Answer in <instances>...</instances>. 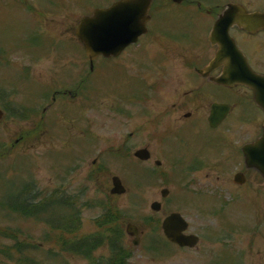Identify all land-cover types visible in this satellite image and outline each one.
I'll return each mask as SVG.
<instances>
[{"label": "rangeland", "instance_id": "rangeland-1", "mask_svg": "<svg viewBox=\"0 0 264 264\" xmlns=\"http://www.w3.org/2000/svg\"><path fill=\"white\" fill-rule=\"evenodd\" d=\"M23 1H28L35 10L29 11L28 7L21 2L0 0V50L2 51L0 53V94L9 95V98H0V107L4 108V104L9 99L14 102L13 107L9 106L13 116L7 114V117L0 122V176L3 175V179L0 178L2 180L0 181V201L5 202L1 199L4 190L19 191L27 181L32 179L41 191H53L64 184L78 192L82 187L86 189L84 199H89L92 206L96 205L94 209H86L83 212L82 232L84 234L96 231L94 219L102 213L100 206L112 205L124 216L122 219L124 229L129 222H133L143 232L139 247H134L133 239L126 237V244L133 248L131 264L195 263L194 259L187 257L186 251L175 247L167 251L170 256L168 255L166 259L155 256L156 251H147L149 244L157 236L161 238V234L146 233L148 229L157 228L158 224L154 223L152 226L145 227L143 218L153 214L151 204L154 201H160L163 203V211L155 218H159L161 222L167 214L180 211L190 222L189 231L202 237L207 223L206 218L210 217L204 215L206 213L203 209L205 197H194L188 185L195 180L193 177H203L209 172L207 169L189 165L188 162L192 158L189 156L187 159V152L184 153L183 150L187 149L190 155L199 152L209 153L207 160L194 159L193 161L206 167L211 166L214 159L216 162L222 161L224 165H227L231 159L233 146L229 142L227 145H222L214 140L213 131L207 126L206 128L203 126L202 130H197L196 133L193 131L185 133L184 137L180 136L177 140L170 137L167 144L169 148L166 150H158L165 136L155 134L152 130V134L146 133L145 130L140 137L128 139V132L134 130L132 125L138 120L131 119L128 125L116 126L115 123L119 120L109 119L112 103L109 90L112 93H129L135 89V82L128 77L125 67L132 73H137L135 70L138 66L131 61V56L135 54L136 49L134 51L132 49L119 63L97 65V72L91 76L92 74L88 75L90 68L84 49L74 35L78 19L88 12L89 8L86 7L102 0H67L68 4L61 0ZM58 1V9H53L55 6L48 7V12H45L46 5L52 2L57 4ZM241 1L250 3L254 0ZM40 11H44V14ZM140 52L144 53L139 55L141 60L139 64L141 67L147 66L148 71H145V75L149 85L157 78L152 70L160 67L161 56L157 54L155 47H144ZM128 55H130L129 58H127ZM75 60L79 61L78 68L82 69V79H87L81 96L77 101L63 103L62 107L58 104L55 109L58 112L57 116L54 115L51 119L52 126L47 129L50 125L51 111L44 117L41 114L47 103L51 101L52 97L47 96L50 91L52 92L53 87L60 86L63 77L69 75L68 68L74 66ZM93 84L100 98L94 97ZM141 85L144 87L143 83ZM146 95L151 98L144 108L137 109L140 117H145L142 112L146 110L145 113L147 111L150 114L155 113L156 118L161 115L162 124L173 125L176 116L160 113L165 104L155 99V93H152L150 89L146 90ZM95 99L97 104L100 103V108L95 109L96 111L92 109ZM120 99L115 97L114 101L117 100V102H113L125 108L126 105ZM20 107L23 109L22 112H25L21 116L15 111V109L21 110ZM79 107H82L81 114ZM130 108L134 109L132 106ZM62 117L65 119H61ZM77 117H79L78 127L83 133L65 132ZM41 118L45 119L42 121ZM235 122H237L236 118L232 119L230 124ZM252 122L250 119L243 121L242 137L249 132L251 134L253 130H257V134H260V125ZM35 127L39 129L38 132L33 130ZM95 135H98L97 139L94 138ZM126 143L131 151L140 144L149 145L147 147L152 153V159L142 164L133 160L121 147V145L125 147ZM114 152H119V156L116 157ZM157 152L163 158L158 157ZM75 158L78 168L72 164ZM95 159L100 160L98 163L102 161L103 165H106L105 169L98 171V180L91 179ZM157 159L162 161V166L155 165ZM186 159V165L182 167ZM221 170L222 175L227 178L237 171L232 169V172L234 171L232 173L227 169ZM145 171L154 177L153 181L144 177ZM113 174L122 177L128 193L109 200L107 194L112 187ZM212 175L215 173L212 172ZM206 182L196 180L194 188L196 194L206 191ZM163 188L170 190V195L165 200L161 196ZM5 212L7 211L0 207V230L8 229V226L11 229H19L22 233L20 236L22 241L25 239L30 243H42L46 247L53 246L45 242L47 241L45 232L49 229L44 223L31 217L19 216L16 219H8ZM48 237L52 238V235L48 234ZM160 242L162 246H168L163 240ZM12 243L13 241L0 236V248L5 252L3 255L7 257H0V264L13 263L8 259L11 258L14 249L11 247ZM56 243L58 244V238ZM107 253V250L103 249L97 253V256L98 258L107 256ZM16 256L17 254H14V259ZM67 260L69 264H89L84 259L76 257H67Z\"/></svg>", "mask_w": 264, "mask_h": 264}, {"label": "flooded vegetation", "instance_id": "flooded-vegetation-1", "mask_svg": "<svg viewBox=\"0 0 264 264\" xmlns=\"http://www.w3.org/2000/svg\"><path fill=\"white\" fill-rule=\"evenodd\" d=\"M62 1L68 4L67 0ZM118 1L121 0H102L98 3L93 2L86 8L91 9L92 13L97 8L110 7ZM150 1L149 32L140 38L137 46L153 44L157 54L161 56L160 67L154 68V75L157 78L148 85L145 75L147 66L141 67L139 64L141 61L139 55L144 53L140 52L142 47L134 45L128 48L126 52L136 49L131 61L138 66L135 70L137 73H132L125 67L128 77L135 82V89L129 93H112L109 90L112 99L109 115L113 120H119L115 123L116 126L128 125L131 119L138 120L132 125L134 130L129 132V136L141 134L144 130H152L153 133L167 138L160 145L164 147L170 141L168 139L179 130L184 133L201 131L209 120L213 104L231 102L228 103L232 106L230 115L219 128L212 131L218 132L214 134L218 135L214 140L222 145L229 142L233 146L232 159L227 165L220 161L213 167L223 169L231 163L238 167V173L243 172L244 176L237 180L235 176L227 178L221 174L205 177L207 182L203 209L206 211L204 215L210 217L206 218L204 234L200 236L202 245L200 242L195 247L180 248L177 245L176 247L186 251L187 257L196 261L190 264H264V177L255 169L244 168L246 165L241 151L243 137L239 132L230 134L233 129H237L238 120L244 117H251L262 127L264 111L255 103L254 93L249 87L238 85L230 88L218 82L237 60L238 55L232 48L234 45L246 55L251 68L256 73L264 75V19L257 20L256 27L259 30L256 33H249L238 24H234L221 28L219 37L211 40L216 23L230 5H238L240 0ZM51 4V8L55 6L53 9H58L59 1L57 4L54 2ZM247 8L250 11L264 12V0H255ZM222 45L225 46L227 53L212 66ZM228 45L231 48L226 47ZM126 55L127 53L108 61H121ZM75 75L77 78L78 74ZM149 89L155 93V99L165 104L160 113L176 116L173 125L162 124L161 115L156 118L155 113L150 114L148 111L145 113L146 110L142 112L145 117H140L137 109L144 108L147 100L151 98L146 95V90ZM64 94L75 97L79 91L68 89ZM115 97L121 98L120 101H123L126 107L116 105ZM133 111L138 112L132 113ZM230 118L231 120L236 118L237 122L231 125L227 134L222 133L225 130L224 125H227ZM257 133V130H254L252 138L247 142L257 140L262 129L260 134ZM97 163L98 160L95 161V166ZM95 171L98 175L97 167ZM227 195L234 199L235 204V208L230 211L228 209L231 208V203L223 201ZM62 197L72 198L67 192H64ZM165 248L168 251L170 246Z\"/></svg>", "mask_w": 264, "mask_h": 264}, {"label": "water", "instance_id": "water-1", "mask_svg": "<svg viewBox=\"0 0 264 264\" xmlns=\"http://www.w3.org/2000/svg\"><path fill=\"white\" fill-rule=\"evenodd\" d=\"M149 4V0H127L110 10H97L94 16L84 18L77 34L86 47L90 61H94L98 55L102 54L105 57L118 56L127 46L137 42L138 38L147 32ZM259 19H264V14L248 13L242 5L231 6L226 16H223L215 26L213 37L214 34L219 37L221 28L231 26L234 23H238L248 32L256 33L258 31L256 22ZM228 48L231 47L228 45ZM236 52L238 54V71L230 72L231 75L229 74L230 77L227 81H241L249 84L256 90L258 104L264 108V87L256 86V83H264V77L251 76L244 55L240 51L236 50ZM220 56L218 54L217 59ZM241 65H243V68H241ZM227 111L226 106H214L210 118L212 125L217 126L224 115L227 114ZM3 116L4 113L0 110V120ZM244 152L246 159L259 168L264 175V135L257 144L245 146ZM136 155L142 159H148L150 156L147 150H140ZM114 185V193L122 194L126 192L119 178H114ZM163 194L166 196L168 190H164ZM161 207L158 202L152 205V208L156 211L161 210ZM163 229L172 242L181 246H195L199 241L196 236L184 235V231L188 229V222L181 214L174 213L167 217L163 223ZM127 230L130 235L136 237L134 243L138 245L140 241L138 228L133 224H129Z\"/></svg>", "mask_w": 264, "mask_h": 264}, {"label": "trees", "instance_id": "trees-1", "mask_svg": "<svg viewBox=\"0 0 264 264\" xmlns=\"http://www.w3.org/2000/svg\"><path fill=\"white\" fill-rule=\"evenodd\" d=\"M10 112V109H9ZM27 190L19 194H8L6 206L9 210L21 213L23 216H37L47 219L48 224L58 238V244L62 250L91 258L93 252L103 245L108 244L112 253L109 264H125V259L130 256L129 251L124 248V230L120 224L121 215L119 211L111 207L107 213L96 220L98 232L95 234H83L81 216L76 206L66 205L62 200H41L36 202L35 193ZM66 206V210L65 207ZM150 220H154L150 218ZM148 224H150V222ZM14 234V232H13ZM21 251V250H20ZM19 251V252H20ZM23 254V253H21ZM58 261V257L54 261ZM22 264H39L37 261L25 259Z\"/></svg>", "mask_w": 264, "mask_h": 264}]
</instances>
